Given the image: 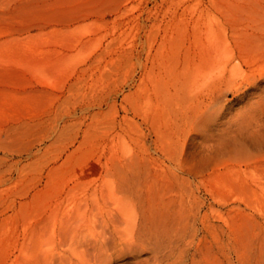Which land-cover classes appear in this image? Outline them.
Returning a JSON list of instances; mask_svg holds the SVG:
<instances>
[{"label": "rangeland", "instance_id": "1", "mask_svg": "<svg viewBox=\"0 0 264 264\" xmlns=\"http://www.w3.org/2000/svg\"><path fill=\"white\" fill-rule=\"evenodd\" d=\"M81 251L264 264V0H0V264Z\"/></svg>", "mask_w": 264, "mask_h": 264}, {"label": "bare ground", "instance_id": "2", "mask_svg": "<svg viewBox=\"0 0 264 264\" xmlns=\"http://www.w3.org/2000/svg\"><path fill=\"white\" fill-rule=\"evenodd\" d=\"M95 239H98V238H95ZM95 239H93V241L91 242L90 240H89V242L91 243V244H93V249L94 250H98V249H101L102 248V244L101 243H99L100 241H98V240H95ZM121 240V239H120ZM137 239L136 238H134V237H130V238H126V239H122L121 241H123V244H126L127 245V247L129 248V246L132 244L133 245V243H136L137 241H136ZM143 244V243H142ZM142 244H141V246L140 247H142V249H143V246H142ZM120 245H121V242H120ZM125 247V246H124ZM134 247V246H133ZM127 248V249H128ZM123 249H126V248H122V250ZM94 250H93V252H94ZM130 250H131V248H130ZM185 250L187 251V248L185 247ZM99 251V250H98ZM181 251V250H180ZM183 251V250H182ZM181 251V252H182ZM172 252V251H171ZM173 252H174V250H173ZM85 252L84 251H81V252H78L77 253V260H76V262H75V264H108L107 263V260H106V258H104V257H102L101 255L100 256H97L96 258H95V262H94V260L92 261V259L90 258V256L89 257H86L87 255H86V253L84 254ZM97 253V252H96ZM95 253V254H96ZM99 253V252H98ZM154 253V252H153ZM161 254V253H160ZM159 254V255H160ZM164 254V253H163ZM86 255V256H85ZM97 255V254H96ZM95 255V256H96ZM168 255V254H167ZM166 255V257H164L162 254L160 255V256H163L164 258H162L163 259V261H166V262H164V263H160L159 262V264H185V259H183L182 260V258L183 257H179V258H177L176 257V259L175 258H173L172 256V258H173V261H170L169 262V260H170V256H167ZM172 255V254H171ZM101 258H103V259H101ZM157 259V258H156ZM158 259H161V257L160 258H158ZM109 261V260H108ZM159 261V260H158ZM157 262V261H156ZM187 262V261H186ZM155 264V263H154Z\"/></svg>", "mask_w": 264, "mask_h": 264}]
</instances>
